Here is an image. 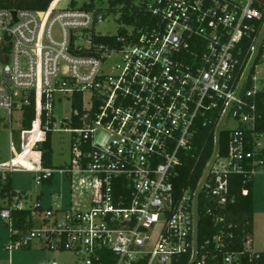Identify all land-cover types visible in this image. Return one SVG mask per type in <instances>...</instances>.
Returning <instances> with one entry per match:
<instances>
[{
    "label": "built area",
    "instance_id": "1",
    "mask_svg": "<svg viewBox=\"0 0 264 264\" xmlns=\"http://www.w3.org/2000/svg\"><path fill=\"white\" fill-rule=\"evenodd\" d=\"M55 1L46 12L0 9V110L11 123L16 113L35 110L17 153L30 146L23 160L30 167L17 164L15 153L0 174L32 173L37 186L59 174L78 203L65 209L56 200L44 209L36 201L27 209L23 196L0 208L11 234L7 252L39 244L71 252L74 264H264L248 236L242 253L222 252L221 235L198 239L201 212L220 224L235 203L231 177L264 173V134L257 129L264 0H146L155 24L104 47L93 44L104 13L61 9ZM117 56L120 64L111 67ZM57 105L70 106L59 123ZM229 121L235 128H224ZM212 126L214 150L195 186L178 194L180 169L197 151L201 129ZM49 133L70 136L66 166H43L39 147ZM15 211H32L33 227L16 229Z\"/></svg>",
    "mask_w": 264,
    "mask_h": 264
},
{
    "label": "trees",
    "instance_id": "2",
    "mask_svg": "<svg viewBox=\"0 0 264 264\" xmlns=\"http://www.w3.org/2000/svg\"><path fill=\"white\" fill-rule=\"evenodd\" d=\"M55 0H0V9H16L28 10L33 12H46ZM97 0H84L81 9L96 10L97 14L104 13L106 19L111 16H117V21L122 26L115 36H93V44L97 47H104L108 44H115L118 38H125L127 41L137 38V34L142 29L151 28L156 19L150 14L144 5L146 0H108V6L105 9L97 8L95 2ZM102 1V0H99ZM139 1L141 6L136 3ZM78 0H71L70 7L76 8ZM143 4V5H142ZM56 5V1H55ZM124 27L133 28V35L129 36ZM260 110L263 115L262 120L257 127L260 134H264V95L260 98ZM35 120V110L29 108L26 110L23 121L22 131H30L33 121ZM38 131L36 130L35 134ZM214 134L215 126L202 128L197 139V151L188 159L187 165L180 169V175L175 181V188L178 194L189 186H195L199 172L203 169L206 160L214 150ZM53 134L49 133L45 142L41 144L39 149L42 152L41 161L45 168L53 167ZM229 132L220 133V142L222 147V155H227V146L229 143ZM34 139V138H33ZM20 141V139H19ZM205 146L206 150L202 154L199 171L193 174L196 166L197 157L201 155V148ZM30 154V146L26 148L22 156L16 159V163L23 167H30L23 160ZM53 180L44 182L43 185H52ZM231 195L235 198V203L228 205L226 211L223 212L224 222L217 224L215 220L205 212L200 213L198 226V239L201 244L213 241L215 237L221 235L224 244L225 253H242L245 252L244 240L247 236L252 240L254 232V178H248L242 175H234L230 180ZM0 195L7 200V205L18 197L22 199L23 193H17L13 189L12 175L3 176L0 174ZM32 211H22L13 213L15 220V228L28 231L33 227L31 220ZM7 226V224H5ZM8 227V226H7ZM261 254L260 263H264V254ZM245 258V257H244ZM244 264H248L244 260Z\"/></svg>",
    "mask_w": 264,
    "mask_h": 264
},
{
    "label": "rangeland",
    "instance_id": "3",
    "mask_svg": "<svg viewBox=\"0 0 264 264\" xmlns=\"http://www.w3.org/2000/svg\"><path fill=\"white\" fill-rule=\"evenodd\" d=\"M60 4L61 9L70 7L71 0H56V5ZM84 0H78L77 8H81ZM97 8L105 9L108 6V0H97L95 2ZM117 16H111L102 24L95 27L96 34L102 36H115L118 34L122 26L117 21ZM52 34L54 38H59L61 29L58 24L53 27ZM111 67L120 64V57L117 56L108 63ZM55 116L59 123L62 118L70 117V106L66 108L57 105ZM23 115L16 113L14 120L11 123L7 118L6 113L0 110V162H8L11 158L10 145L14 143L16 146H21L19 141L20 132L22 131ZM224 128H235L236 124L229 121L224 123ZM223 128V127H221ZM104 137V136H103ZM104 140V139H103ZM70 136L64 133H54L52 137L53 142V167L66 166L70 160ZM21 151V150H20ZM262 176V175H261ZM261 176H257L259 180ZM13 189L17 193H23L22 204L25 208L34 207L36 199L42 196V207L44 209L52 206L53 202L57 200L58 204L65 209L72 208L77 205L78 201L71 198L70 184L68 181H63V178L56 174L53 184L50 186L36 185V176L28 172H17L12 174ZM260 182V181H259ZM264 188V186H263ZM262 190V188H260ZM261 196V195H259ZM73 202V205H70ZM7 200H4L0 195V208L6 206ZM11 234L9 228L4 222L0 221V264H74L75 256L71 252L42 250L39 244H35L30 250H18L13 253L7 252L5 246L10 242ZM11 261V262H10Z\"/></svg>",
    "mask_w": 264,
    "mask_h": 264
},
{
    "label": "crops",
    "instance_id": "4",
    "mask_svg": "<svg viewBox=\"0 0 264 264\" xmlns=\"http://www.w3.org/2000/svg\"><path fill=\"white\" fill-rule=\"evenodd\" d=\"M10 150H11V158H12L14 157L15 153L17 154L19 152V146H16L14 143H11ZM3 163H7V162H0V164ZM257 176H261L259 180H256ZM263 186H264V173H260L254 177V232H253V239L251 241V248L254 252L264 254V188ZM260 188H262V190H260ZM36 201L42 204V196L37 197Z\"/></svg>",
    "mask_w": 264,
    "mask_h": 264
},
{
    "label": "bare ground",
    "instance_id": "5",
    "mask_svg": "<svg viewBox=\"0 0 264 264\" xmlns=\"http://www.w3.org/2000/svg\"><path fill=\"white\" fill-rule=\"evenodd\" d=\"M35 137H37V134H35ZM22 154H23V153H22ZM17 156H18V157H20V156H22V155H20V154H17Z\"/></svg>",
    "mask_w": 264,
    "mask_h": 264
}]
</instances>
